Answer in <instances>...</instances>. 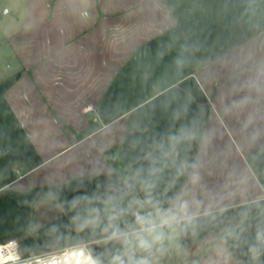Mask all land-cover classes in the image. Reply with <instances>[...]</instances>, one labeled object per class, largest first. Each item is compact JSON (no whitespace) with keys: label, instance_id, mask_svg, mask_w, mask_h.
<instances>
[{"label":"crops","instance_id":"crops-1","mask_svg":"<svg viewBox=\"0 0 264 264\" xmlns=\"http://www.w3.org/2000/svg\"><path fill=\"white\" fill-rule=\"evenodd\" d=\"M17 4L0 30V242L118 247L73 217L125 179L122 204L143 196L157 143L189 127L175 159L195 167L156 160L154 195L200 205L158 264H264L249 253L264 228V0Z\"/></svg>","mask_w":264,"mask_h":264},{"label":"clouds","instance_id":"clouds-1","mask_svg":"<svg viewBox=\"0 0 264 264\" xmlns=\"http://www.w3.org/2000/svg\"><path fill=\"white\" fill-rule=\"evenodd\" d=\"M195 139L196 132L193 129L182 127L177 133L168 135L166 141L157 143L156 151L159 155L153 157L147 170V178L139 181L143 196L134 195L128 199L126 205L122 204L134 187L125 179L123 189L118 188L103 199L95 198L100 206L86 207L82 216L73 217L74 221H80L77 225L78 231H98L105 245L115 244L118 247H106L100 253L79 248L62 261L52 259L46 264H158L157 254L163 256L169 246L194 222L197 213L192 211V206L195 204L199 207L200 202L176 196L169 198L167 206H164L154 192L166 165H153L158 159L171 160L176 172L183 175L188 168H194L195 165L187 161L177 162L175 158L178 156V147ZM149 156L152 154L149 153ZM141 172L142 170H137L136 176L139 177ZM198 181V174H194L191 182L196 184ZM77 199L91 203L93 198L84 196ZM255 240L256 243L249 247V253L253 260H258L264 254V228H257ZM176 246L179 247L178 244Z\"/></svg>","mask_w":264,"mask_h":264},{"label":"built area","instance_id":"built-area-1","mask_svg":"<svg viewBox=\"0 0 264 264\" xmlns=\"http://www.w3.org/2000/svg\"><path fill=\"white\" fill-rule=\"evenodd\" d=\"M79 248L90 249L87 243H78L62 249L25 256L20 252L17 241L0 242V264H46L52 259L62 261L69 253Z\"/></svg>","mask_w":264,"mask_h":264},{"label":"rangeland","instance_id":"rangeland-1","mask_svg":"<svg viewBox=\"0 0 264 264\" xmlns=\"http://www.w3.org/2000/svg\"><path fill=\"white\" fill-rule=\"evenodd\" d=\"M22 6L26 7V4ZM16 8H18L17 0H0V15L4 18V20L0 21V30H3L4 33L6 29L9 31L14 25L9 21V17L7 18L3 14L6 13L5 11L7 10H10L11 13H15Z\"/></svg>","mask_w":264,"mask_h":264},{"label":"water","instance_id":"water-1","mask_svg":"<svg viewBox=\"0 0 264 264\" xmlns=\"http://www.w3.org/2000/svg\"><path fill=\"white\" fill-rule=\"evenodd\" d=\"M5 12H7V11H5Z\"/></svg>","mask_w":264,"mask_h":264}]
</instances>
